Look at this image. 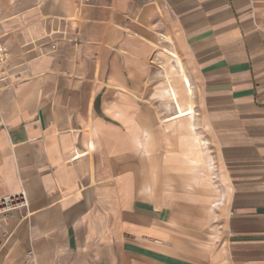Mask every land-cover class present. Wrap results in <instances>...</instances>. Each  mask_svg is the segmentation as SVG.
<instances>
[{"label":"crops","instance_id":"obj_1","mask_svg":"<svg viewBox=\"0 0 264 264\" xmlns=\"http://www.w3.org/2000/svg\"><path fill=\"white\" fill-rule=\"evenodd\" d=\"M0 64V264H264V0H22Z\"/></svg>","mask_w":264,"mask_h":264},{"label":"rangeland","instance_id":"obj_2","mask_svg":"<svg viewBox=\"0 0 264 264\" xmlns=\"http://www.w3.org/2000/svg\"><path fill=\"white\" fill-rule=\"evenodd\" d=\"M22 0H0V12L3 8L16 10L19 8L20 3ZM163 47H170L172 46L169 43L165 42V39L159 37L150 55L147 58V73L146 76L142 79H130L127 83L123 84L127 90L129 88L132 90L133 93H137L136 96L132 97L136 99L141 104L149 105L156 110V115L160 118L167 116L169 112L165 110L164 105H162L160 99L154 96L155 91L158 88V85L163 81V65L166 63V57L161 54V50ZM2 66V64H0ZM166 67V66H165ZM130 98H123L124 101L129 100ZM193 101L195 102V94L193 97ZM130 103V101H129ZM163 116V117H162ZM161 124V123H160ZM166 127V124H162ZM77 155V154H76Z\"/></svg>","mask_w":264,"mask_h":264},{"label":"bare ground","instance_id":"obj_3","mask_svg":"<svg viewBox=\"0 0 264 264\" xmlns=\"http://www.w3.org/2000/svg\"><path fill=\"white\" fill-rule=\"evenodd\" d=\"M169 37H171V36H169ZM167 48H164L163 51L166 54H168L169 56H171L172 58L177 60V68H178L181 80H182L184 86H188L189 89H190V92L192 93L191 80L189 79V76L187 74V71H186V69H185V67L183 65V62H182L179 54L176 51H173L172 49L170 50L169 48L168 49ZM165 75L167 77H169V75L167 73V70H165ZM170 86L171 87L168 88V91L166 93V94H168L167 97H169L170 101H167L165 106L168 108V110H169V107L171 106V108H174V111L172 113H170L169 115H167V116H164V117L162 116L163 118H160V120L162 122L178 120V119L187 117V116H189V115L194 113V110H193L192 107L188 108V109H183V107L181 106V104L178 101V95H177L175 87L173 86V84H171Z\"/></svg>","mask_w":264,"mask_h":264},{"label":"built area","instance_id":"obj_4","mask_svg":"<svg viewBox=\"0 0 264 264\" xmlns=\"http://www.w3.org/2000/svg\"><path fill=\"white\" fill-rule=\"evenodd\" d=\"M28 204L29 202L25 193L0 199V221H2V223L4 224H7L9 218L14 212L26 209L28 207ZM32 258L33 253L32 251H29L27 253V261L32 260Z\"/></svg>","mask_w":264,"mask_h":264}]
</instances>
